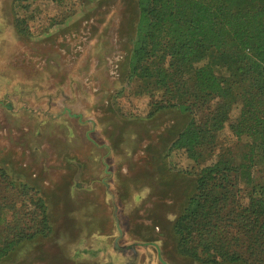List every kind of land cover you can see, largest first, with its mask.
<instances>
[{"label":"rangeland","instance_id":"rangeland-1","mask_svg":"<svg viewBox=\"0 0 264 264\" xmlns=\"http://www.w3.org/2000/svg\"><path fill=\"white\" fill-rule=\"evenodd\" d=\"M136 3L0 0V168L44 192L54 225L5 264H204L179 254L174 225L204 166L243 160L241 108L212 160L169 155L189 116L154 115L159 96L127 77Z\"/></svg>","mask_w":264,"mask_h":264},{"label":"trees","instance_id":"trees-1","mask_svg":"<svg viewBox=\"0 0 264 264\" xmlns=\"http://www.w3.org/2000/svg\"><path fill=\"white\" fill-rule=\"evenodd\" d=\"M136 1L127 77L159 96L154 115L189 116L169 155L212 160L236 106L231 132L248 140L240 163L220 153L201 169L174 225L179 254L204 264H264V176L254 173L264 165V0ZM53 230L44 192L0 168V264Z\"/></svg>","mask_w":264,"mask_h":264},{"label":"crops","instance_id":"crops-1","mask_svg":"<svg viewBox=\"0 0 264 264\" xmlns=\"http://www.w3.org/2000/svg\"><path fill=\"white\" fill-rule=\"evenodd\" d=\"M53 226H54V225H53ZM53 232H54V230H53ZM52 234H53V233H52ZM51 236H52V235H51ZM49 239H50V238H49ZM49 239H48V240H49Z\"/></svg>","mask_w":264,"mask_h":264}]
</instances>
